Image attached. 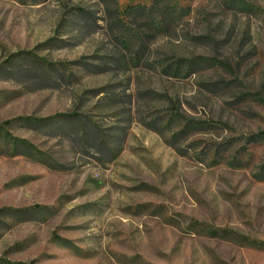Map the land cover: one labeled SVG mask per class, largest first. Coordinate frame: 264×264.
<instances>
[{"label": "rangeland", "instance_id": "374dc122", "mask_svg": "<svg viewBox=\"0 0 264 264\" xmlns=\"http://www.w3.org/2000/svg\"><path fill=\"white\" fill-rule=\"evenodd\" d=\"M153 1L0 0V264H264V0Z\"/></svg>", "mask_w": 264, "mask_h": 264}, {"label": "trees", "instance_id": "16d2710c", "mask_svg": "<svg viewBox=\"0 0 264 264\" xmlns=\"http://www.w3.org/2000/svg\"><path fill=\"white\" fill-rule=\"evenodd\" d=\"M193 1V0H190ZM210 1V0H206ZM228 9H233L235 11L247 13L252 11L253 6L250 3H247L245 0H218ZM147 13L149 17H152L154 27L161 33H168L170 30L179 32L184 39L193 38L196 43L201 45L208 44L206 40L210 38L209 34L197 32L192 33L193 27L202 28L205 26L208 21V17L211 14V11H208L206 7H200L194 11L191 4L180 5L174 0H154L150 5L145 4H135L128 6L124 15L128 14H143ZM195 14L193 20L190 16ZM224 62L211 56L199 55L195 59L189 61L186 65L182 67L181 64H177L174 69L167 67L169 73L181 74L185 72L186 74L195 73L198 71V68L202 65L208 66H220ZM176 116V115H174ZM174 116L171 117V120L174 119ZM224 125L220 122L213 120L198 121L186 124L179 133L175 134L172 139V144L179 150L177 147L178 137L185 133L188 129L204 130L208 132H214L215 130L221 129ZM264 133H260L253 137V140L259 141L263 138ZM183 154V153H181Z\"/></svg>", "mask_w": 264, "mask_h": 264}]
</instances>
